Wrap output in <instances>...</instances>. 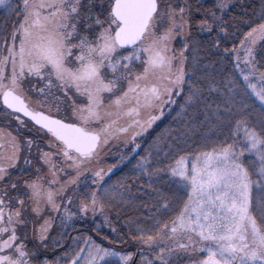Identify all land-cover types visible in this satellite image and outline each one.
Returning <instances> with one entry per match:
<instances>
[{"label":"snow or ice","instance_id":"snow-or-ice-1","mask_svg":"<svg viewBox=\"0 0 264 264\" xmlns=\"http://www.w3.org/2000/svg\"><path fill=\"white\" fill-rule=\"evenodd\" d=\"M0 10V264H264V0Z\"/></svg>","mask_w":264,"mask_h":264},{"label":"rangeland","instance_id":"rangeland-1","mask_svg":"<svg viewBox=\"0 0 264 264\" xmlns=\"http://www.w3.org/2000/svg\"><path fill=\"white\" fill-rule=\"evenodd\" d=\"M4 12V11H3ZM7 15V14H6ZM5 20V19H4ZM174 107V106H173ZM174 111L168 115H166V117L163 119V121H160V122H157V126H154V129L152 130V132L154 131H158L160 129H162L163 127L167 126L169 123L172 122V115H174ZM2 119V118H0ZM151 134V133H150ZM111 159L109 160V163H111ZM124 171L126 172L127 171V168H124ZM122 173L117 171L116 175H121ZM113 179H115V176L113 177ZM253 197H254V203L257 202L259 200V198L261 197H264V191L260 190V189H257V188H253ZM131 215H136L135 212H130ZM128 217L125 216V215H122V217L120 218L119 221H115L114 222V226L117 227V229H121L123 227V222L124 220H126ZM123 219V220H122ZM99 222V220L97 221ZM94 226V225H93ZM77 228H80V229H88V230H92L94 227H87V226H83V225H76ZM83 227V228H82ZM103 234L105 235H109L111 236L112 234L110 233L109 229L107 227H105L103 229ZM116 247H121L119 245H116Z\"/></svg>","mask_w":264,"mask_h":264},{"label":"trees","instance_id":"trees-1","mask_svg":"<svg viewBox=\"0 0 264 264\" xmlns=\"http://www.w3.org/2000/svg\"><path fill=\"white\" fill-rule=\"evenodd\" d=\"M240 2H241V3H244L245 5H247V4H251V3H253V2H258V0H240ZM238 10H239V9H237V11H238ZM4 19H5V20H4ZM6 20H7L8 24H11V23L14 22V20H13L12 18H10L8 14L6 15V13L3 12V10H0V26H2ZM121 217H122V216H121ZM122 220H123V219H122ZM114 222H115V221H114ZM78 225H83L84 227H85V226H87V227H94V226H93L94 224H93L91 221H89L87 224L77 223V226H78ZM82 228H83V227H82ZM84 230H88V229L85 228ZM89 231H91V230H89ZM118 248H119V250H121V251H124V250H132V249L128 248V246H126V245L121 246V247H118Z\"/></svg>","mask_w":264,"mask_h":264}]
</instances>
